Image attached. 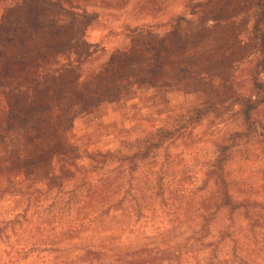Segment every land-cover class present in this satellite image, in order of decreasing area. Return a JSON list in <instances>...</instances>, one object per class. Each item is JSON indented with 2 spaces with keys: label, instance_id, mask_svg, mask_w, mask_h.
<instances>
[{
  "label": "rangeland",
  "instance_id": "obj_1",
  "mask_svg": "<svg viewBox=\"0 0 264 264\" xmlns=\"http://www.w3.org/2000/svg\"><path fill=\"white\" fill-rule=\"evenodd\" d=\"M0 83V264H264V0H0Z\"/></svg>",
  "mask_w": 264,
  "mask_h": 264
},
{
  "label": "trees",
  "instance_id": "obj_2",
  "mask_svg": "<svg viewBox=\"0 0 264 264\" xmlns=\"http://www.w3.org/2000/svg\"><path fill=\"white\" fill-rule=\"evenodd\" d=\"M0 85L4 86V84H2V83H0ZM17 85H18V87L19 86L21 87L22 84H17ZM5 89H6L5 91H7V89H8L9 92L13 91L12 90L13 88H10V87L9 88H5ZM5 103H6V101H5ZM85 111H86V109H85ZM9 113H12V110L7 106V103H6L5 108L3 107V111L0 109V122H4V124H5V126H6V128L8 130H13V126L10 123V119L7 118V115ZM12 114H14V113H12ZM69 114H71V113H69ZM54 130L55 129L52 126H49L46 130L37 128V129H35V133L38 134L39 136L32 137V136H30L29 133H26V136L24 135V137L21 136L23 139L27 138V140L25 139L26 140V144H24V147L22 149V157L16 158V157L13 156L15 158L14 160H16V162L18 164H23L24 162H26L29 158H31V154L32 153L30 154L29 151H33L32 148H34V146L36 147V149L38 148L39 151H47V150H49L48 149L49 148L48 142H50L49 140L52 139V136H53L52 133L54 132ZM37 138L42 139V141L44 140L46 143L36 141ZM7 159L8 158L3 159V161L6 162ZM10 159H12V157H10ZM38 163H37V165H38ZM20 168H22V166ZM26 174L27 173L25 172V175ZM107 199H108V192L106 193V191H102V190L93 191L91 193L90 198H89L90 202L93 203L95 201L96 203H99L101 205H104V203L107 202ZM86 254H87V256H95L96 254H98V252L97 251H91V252L87 251ZM132 263L133 264H154L148 258H145L144 261H140L139 259H137V260H135Z\"/></svg>",
  "mask_w": 264,
  "mask_h": 264
},
{
  "label": "crops",
  "instance_id": "obj_3",
  "mask_svg": "<svg viewBox=\"0 0 264 264\" xmlns=\"http://www.w3.org/2000/svg\"><path fill=\"white\" fill-rule=\"evenodd\" d=\"M67 70L72 72V73L74 72V74L76 75L77 83L81 84V81L83 79L79 73V71H80L79 67H69ZM5 88H7L6 85H4L3 88H0V95L2 96L4 101H6L7 94L15 93L17 91L19 93L22 91H23V93H25V90H27L29 88V85L25 84V85H21V87L20 86L19 87L13 86V87H11V88H13L12 89L13 91H11V92H9L8 89H7V91H5L6 90ZM86 112L87 111L83 110L82 112H79V113L84 114ZM77 113L78 112H76L74 110L71 111V117L73 118V116ZM23 147H24V144L22 142V139L19 136H15V133L13 130H8L6 128L4 122H0V159L2 160V159H6V158L9 159L10 157H12V158L22 157Z\"/></svg>",
  "mask_w": 264,
  "mask_h": 264
}]
</instances>
